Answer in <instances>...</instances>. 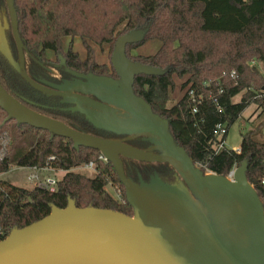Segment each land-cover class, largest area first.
Segmentation results:
<instances>
[{"label": "trees", "instance_id": "1", "mask_svg": "<svg viewBox=\"0 0 264 264\" xmlns=\"http://www.w3.org/2000/svg\"><path fill=\"white\" fill-rule=\"evenodd\" d=\"M19 33L24 44L28 75L55 83L73 80L66 67L81 73L93 72L116 77L110 66L94 60L93 43L115 44L133 29L147 30L140 43L127 45V56L164 70L161 75H136L134 91L154 112L168 119L175 141L183 146L204 172L229 176L243 160L248 161L247 178L264 205V74L251 64L264 63V0H14ZM7 18V39L19 60L6 0H0V19ZM80 37L88 47L84 59L71 46L63 49V38ZM159 41L152 54L129 55V48L145 41ZM89 41V42H88ZM54 53L55 58L50 56ZM65 65L61 64V58ZM175 75L184 78L183 94L172 102ZM0 82L5 89L30 108L63 121L74 129L96 136L124 140L145 150L155 151L145 135L129 137L95 127L84 114L64 109L72 102L35 89L0 52ZM193 95H192V94ZM241 94L239 100L234 98ZM93 98H96L90 94ZM251 103L260 109L262 122L242 134L240 151L227 146L215 152L220 141L214 132L218 123L229 127ZM0 106V173L13 166L49 164L65 173L54 190L34 185L18 186L0 180V241L14 227H23L47 216L52 206H67L69 198L78 207L108 208L133 215L113 164L94 148H75L73 141L29 124L7 119ZM261 126V127H260ZM54 156V159L50 157ZM88 161L95 163L93 175L74 171ZM125 173L134 184L140 177L149 181L158 174L164 181H183L169 163L123 157ZM121 188L119 197L107 186Z\"/></svg>", "mask_w": 264, "mask_h": 264}, {"label": "water", "instance_id": "2", "mask_svg": "<svg viewBox=\"0 0 264 264\" xmlns=\"http://www.w3.org/2000/svg\"><path fill=\"white\" fill-rule=\"evenodd\" d=\"M6 1L19 60L7 39V18L0 19V52L12 67L35 89L60 96L62 102H72L67 109L84 114L95 127L129 137L145 135L155 151L78 131L30 108L0 82V106L8 113L7 119L69 138L75 148L99 150L113 164L133 207V215H128L108 208L78 207L69 198L66 207L53 205L47 216L14 227L0 241V264H264V205L248 181V161L243 160L235 168L233 178L204 172L175 141L168 119L154 112L134 91L136 75L164 73L160 67L127 56V45L143 41L147 30L133 29L117 38L111 56L116 77L66 67L73 80L36 81L26 71L15 2ZM60 58L65 65L63 56ZM116 108L132 117L121 118ZM94 109L101 111L97 114ZM123 157L169 163L183 181L169 183L154 174L149 181L140 177V182L134 184L125 173ZM139 184L165 197L164 212ZM187 188L207 208L211 220L204 217ZM225 225L244 233L245 240L231 238Z\"/></svg>", "mask_w": 264, "mask_h": 264}, {"label": "rangeland", "instance_id": "3", "mask_svg": "<svg viewBox=\"0 0 264 264\" xmlns=\"http://www.w3.org/2000/svg\"><path fill=\"white\" fill-rule=\"evenodd\" d=\"M89 42V41H88ZM91 46V51L94 60H96L100 64H105L110 66L111 65V56L115 47V44L111 46L109 43H93L89 42ZM116 43V42H115ZM140 43V42H138ZM137 44V43H136ZM161 43L159 41L151 40V41H145L144 43L135 46L133 48H129L128 52L130 56L137 57L138 55H148L154 53L159 47ZM69 46L76 51L79 54V57L81 59H84L88 55V47L84 45L82 39L80 37H64L63 38V49H67ZM50 56L52 58H55L54 53L50 52ZM263 73V72H262ZM264 74V73H263ZM175 84L174 89L171 94L172 102H176L180 99V97L183 94V87L182 82L184 81V78L179 77L175 75L174 77ZM241 97V94L237 95L234 100H239ZM97 114L101 111L99 109H94ZM116 111L118 115L121 118H130L132 117L127 112L123 111L120 108H116ZM260 109H257L256 104L251 103L248 105L245 110L242 112V114L239 116V118L229 127L228 134L226 136V146L231 149H238L241 144L242 140V134L245 133L250 128H253L254 126L259 125L262 122V118L258 116ZM261 127V126H260ZM258 137L260 139H264V122L262 124L260 133L258 134ZM85 163V162H84ZM84 163L80 164L77 167H74V171H78L81 173H85L87 175H93L94 171L92 170H83L80 166ZM32 169L31 167L27 166H13L8 171L0 173V180H3L5 182H8L10 184L18 185V186H25V187H33L34 184L29 181L28 177L31 173ZM65 172L61 169H48V170H41L40 174L41 176H47L51 175L56 177L57 179H60ZM231 178V177H230ZM141 191L148 195L150 200L154 202V204L157 206L158 209H161L163 212L166 209V202L165 197H160L154 195V191L148 190L147 188L143 187L144 185H140ZM107 189L113 193L116 197H119L121 192V188L118 187L116 184L111 187V185L107 186ZM188 193L193 200V202L198 206L201 213L204 215V217L209 221L211 220V216L209 215V212L205 206H203L199 199L194 195V193L187 188ZM125 192V189H124ZM126 193V192H125ZM224 229L228 231V235L231 238L239 239V240H245V234L240 232L238 229H235L234 227L230 225H225Z\"/></svg>", "mask_w": 264, "mask_h": 264}, {"label": "built area", "instance_id": "4", "mask_svg": "<svg viewBox=\"0 0 264 264\" xmlns=\"http://www.w3.org/2000/svg\"><path fill=\"white\" fill-rule=\"evenodd\" d=\"M252 65L257 66L261 72L263 71L264 73V63L260 60H256L253 59L251 61ZM262 68V69H261ZM192 94V93H191ZM193 95V94H192ZM214 132L219 136L220 141L218 142V144L216 145V149L215 152H218L221 148H223L224 146H226V140L222 139V137L226 134L227 132V127L224 123H218L215 127ZM236 151H240V147L238 149H236ZM101 159H103L104 161H107V158L104 154H100L99 156ZM51 159H54V156L50 157ZM83 170H95V163L93 161H88L85 162L83 165L80 166ZM32 171L29 174V181L32 182L34 185H37L39 187L45 188V189H50V190H54L57 186L58 180L56 177L51 176V175H47V176H41L40 172L41 170H48V169H54L52 166H50L49 164H46L45 166H32L31 167ZM234 170H232L229 174V177L233 178V173ZM264 182V179H263ZM109 185H111V187H113L112 183H110Z\"/></svg>", "mask_w": 264, "mask_h": 264}, {"label": "flooded vegetation", "instance_id": "5", "mask_svg": "<svg viewBox=\"0 0 264 264\" xmlns=\"http://www.w3.org/2000/svg\"><path fill=\"white\" fill-rule=\"evenodd\" d=\"M41 80H43V79H41ZM43 93H44V92H43ZM67 107H68V106H67ZM67 107H65L64 109L68 110Z\"/></svg>", "mask_w": 264, "mask_h": 264}, {"label": "crops", "instance_id": "6", "mask_svg": "<svg viewBox=\"0 0 264 264\" xmlns=\"http://www.w3.org/2000/svg\"><path fill=\"white\" fill-rule=\"evenodd\" d=\"M262 69V68H261ZM261 71V70H260ZM263 72V71H262Z\"/></svg>", "mask_w": 264, "mask_h": 264}]
</instances>
